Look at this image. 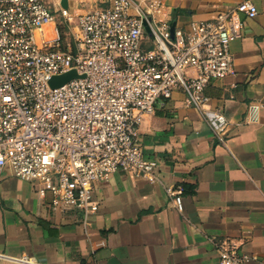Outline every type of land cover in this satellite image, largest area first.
Masks as SVG:
<instances>
[{
  "label": "built area",
  "instance_id": "2783aa9c",
  "mask_svg": "<svg viewBox=\"0 0 264 264\" xmlns=\"http://www.w3.org/2000/svg\"><path fill=\"white\" fill-rule=\"evenodd\" d=\"M61 1L0 0V184L8 169L48 193L52 209L78 206L86 217L98 208L95 185L121 170L160 182L182 211L183 188L160 180L157 160L142 153L139 125L157 100L182 90L224 142L227 119L208 106L204 89L233 71L238 16H255L256 6L240 0L171 32L167 0H88L75 13ZM71 69L76 77L50 86ZM213 244L217 264L254 258L239 253L236 239ZM17 260L31 264L26 254Z\"/></svg>",
  "mask_w": 264,
  "mask_h": 264
},
{
  "label": "crops",
  "instance_id": "0c3cea01",
  "mask_svg": "<svg viewBox=\"0 0 264 264\" xmlns=\"http://www.w3.org/2000/svg\"><path fill=\"white\" fill-rule=\"evenodd\" d=\"M240 0H167L171 25L212 18ZM239 14L233 71L204 89L227 119L221 142L182 90L155 102L139 125L142 153L160 180L181 185L178 211L158 181L118 170L93 190L96 211L52 209L50 195L5 169L0 184V264H217L214 239L264 264V0ZM255 105V109L251 107ZM251 228V234L243 229Z\"/></svg>",
  "mask_w": 264,
  "mask_h": 264
},
{
  "label": "water",
  "instance_id": "95a60500",
  "mask_svg": "<svg viewBox=\"0 0 264 264\" xmlns=\"http://www.w3.org/2000/svg\"><path fill=\"white\" fill-rule=\"evenodd\" d=\"M61 5L63 7H66L67 6V0H62ZM173 28H174V25L172 24L171 25V32L173 31ZM76 76H77L76 71L74 69H71V70H68L64 73L51 76V78L49 79V84L51 87H58V86H61L66 81H68L69 79L76 77Z\"/></svg>",
  "mask_w": 264,
  "mask_h": 264
},
{
  "label": "rangeland",
  "instance_id": "374dc122",
  "mask_svg": "<svg viewBox=\"0 0 264 264\" xmlns=\"http://www.w3.org/2000/svg\"><path fill=\"white\" fill-rule=\"evenodd\" d=\"M70 2H71V4H72V6L74 7L73 8V12L75 13L78 9H81V8H84L85 6L87 7V6H89V4H90V1H88V0H86L82 5L83 6H81V5H78V2L76 1V0H70ZM57 20H61V18L59 17V15H57ZM77 22H76V20H75V18H73V20H72V26H75V24H76ZM62 34H64V33H62ZM65 36V35H64Z\"/></svg>",
  "mask_w": 264,
  "mask_h": 264
},
{
  "label": "trees",
  "instance_id": "16d2710c",
  "mask_svg": "<svg viewBox=\"0 0 264 264\" xmlns=\"http://www.w3.org/2000/svg\"><path fill=\"white\" fill-rule=\"evenodd\" d=\"M57 25H58V29H59V32L61 33V35L63 36V35H65V26H64V24L63 23H57ZM62 33H64V34H62Z\"/></svg>",
  "mask_w": 264,
  "mask_h": 264
}]
</instances>
